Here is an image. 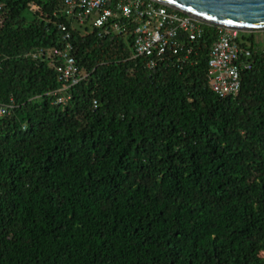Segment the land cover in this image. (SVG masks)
<instances>
[{
  "label": "trees",
  "instance_id": "trees-1",
  "mask_svg": "<svg viewBox=\"0 0 264 264\" xmlns=\"http://www.w3.org/2000/svg\"><path fill=\"white\" fill-rule=\"evenodd\" d=\"M216 36L149 68L131 29L0 0V264H264V52L242 33L252 67L220 96ZM67 43L76 84L52 55Z\"/></svg>",
  "mask_w": 264,
  "mask_h": 264
},
{
  "label": "built area",
  "instance_id": "built-area-1",
  "mask_svg": "<svg viewBox=\"0 0 264 264\" xmlns=\"http://www.w3.org/2000/svg\"><path fill=\"white\" fill-rule=\"evenodd\" d=\"M64 11L77 24H92L100 34H119L132 29L134 54L146 57V65L154 68L179 60L189 59L196 51V43L204 37L203 19L158 0H63ZM213 25V24H210ZM217 36L210 46L208 78L212 90L220 96H235L242 87L243 72L252 67V49L241 44L242 33L254 32L238 27L214 25ZM65 29V26H62ZM264 41V28L259 29ZM68 36V35H67ZM264 52V43L259 47ZM42 51L35 54L39 57ZM53 58L58 61L60 80L76 84L82 77L72 54V45L55 48ZM193 58V57H192ZM85 76H83L84 78ZM70 96L58 97L66 102ZM97 106V101H94ZM12 105L0 106V117L10 114Z\"/></svg>",
  "mask_w": 264,
  "mask_h": 264
},
{
  "label": "water",
  "instance_id": "water-1",
  "mask_svg": "<svg viewBox=\"0 0 264 264\" xmlns=\"http://www.w3.org/2000/svg\"><path fill=\"white\" fill-rule=\"evenodd\" d=\"M204 21L246 30L264 28V0H158Z\"/></svg>",
  "mask_w": 264,
  "mask_h": 264
},
{
  "label": "rangeland",
  "instance_id": "rangeland-1",
  "mask_svg": "<svg viewBox=\"0 0 264 264\" xmlns=\"http://www.w3.org/2000/svg\"><path fill=\"white\" fill-rule=\"evenodd\" d=\"M91 29H92V27H91ZM131 31H132V29H131ZM249 32V31H248ZM124 33H126V31L124 32ZM132 33H133V31H132ZM253 33H255V36H256V40H258V42L261 44H263L264 43V41H263V36H262V34H261V32L259 31V30H255ZM133 36H134V34H133ZM133 44H134V39H133Z\"/></svg>",
  "mask_w": 264,
  "mask_h": 264
}]
</instances>
